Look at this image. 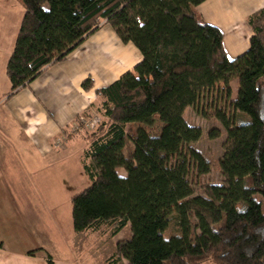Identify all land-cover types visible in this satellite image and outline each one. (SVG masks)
<instances>
[{
    "label": "trees",
    "instance_id": "trees-1",
    "mask_svg": "<svg viewBox=\"0 0 264 264\" xmlns=\"http://www.w3.org/2000/svg\"><path fill=\"white\" fill-rule=\"evenodd\" d=\"M17 1L25 14L7 64L11 95L103 25L142 56L96 90L106 119L86 134L90 184L71 201L75 232L110 224L116 235L130 225L111 264H264V8L249 18L248 50L230 59L220 28L198 11L208 0ZM234 81L233 104L245 120L230 125L217 114L230 151L219 162L223 182L201 185L203 196L193 197L190 176L209 175L211 165L191 147L203 133L185 113L219 83L231 95Z\"/></svg>",
    "mask_w": 264,
    "mask_h": 264
},
{
    "label": "crops",
    "instance_id": "crops-1",
    "mask_svg": "<svg viewBox=\"0 0 264 264\" xmlns=\"http://www.w3.org/2000/svg\"><path fill=\"white\" fill-rule=\"evenodd\" d=\"M262 8L264 0H208L198 7V11L205 22L220 28L225 51L230 59H235L248 50L253 35L249 18ZM24 14L22 10L19 22ZM21 22L15 28L16 32L9 36L8 49L0 66V264H49L48 257L53 264H76L74 260L53 254L44 236L45 229L40 225L41 220L25 202L23 204L18 187L22 186L24 179L35 186L40 197L50 201V211L56 207L59 215L55 221L57 228L61 229L64 216L68 223L71 214L69 200L90 184L78 180L80 175L86 177L81 167L84 149L80 147L84 148L82 144L85 143L80 136L79 119L91 113L99 102L97 89L111 85L133 70L142 58L139 53L140 59H134L128 56V51L120 57L127 46L134 45L124 44L115 31L106 26L108 33L97 32L64 62L49 67L25 89L11 95L12 85L9 78L6 81L4 72ZM110 41L114 43L112 46L108 44ZM117 42L126 46L123 51L115 52ZM105 59L108 62L101 73ZM110 59L115 61L113 65ZM120 69L124 71L118 72ZM88 79L94 85L90 91L83 87ZM70 165H77V169ZM56 168L67 172L58 181L60 191L55 198L53 174L47 171ZM28 210L30 214L24 215ZM10 217L13 222L8 221Z\"/></svg>",
    "mask_w": 264,
    "mask_h": 264
},
{
    "label": "rangeland",
    "instance_id": "rangeland-1",
    "mask_svg": "<svg viewBox=\"0 0 264 264\" xmlns=\"http://www.w3.org/2000/svg\"><path fill=\"white\" fill-rule=\"evenodd\" d=\"M20 8L24 10L22 4L17 0H0V66L2 57L8 49L9 36L16 32L15 28H17L18 23L22 21L21 20L19 22L22 13V10ZM106 26L108 25H103V27L99 31L102 30L103 33H108ZM108 44L112 46V44L114 43L113 41H110ZM125 47L126 46H124L122 42H117L114 50L115 52L123 51ZM127 51L129 54L128 56L134 59L136 58L137 60L140 59V52H138V50L134 48V46H131V44L126 47V51L124 50V52L119 54L120 57H122V54ZM110 61L112 65L115 63L113 59H110ZM107 62L108 59L102 61L100 70L101 73H104V64ZM134 62L137 61L134 60ZM118 64L119 65H117L116 62V65L119 68V61ZM123 71L124 69H120L118 72L121 73ZM4 76L7 81V66L4 72ZM231 86L233 91L231 95H228L226 93L225 87L222 83L217 84L214 88L202 90L198 94L196 101L188 108L185 113V119L187 123L191 126L200 128L203 133L200 141L193 144L191 147L200 152L204 156L206 161H208L211 165V172L209 175L196 179L195 176H190L189 180L193 188V197L203 196V191L200 189L201 185H216L223 182L219 162L222 158L228 156L230 151L225 147L224 144L227 136V131L219 118H217V114L224 116L230 125H235L245 120L244 117L239 114L238 110L234 107L233 104L238 92V81H234ZM81 118H84L85 121L91 120L93 118L95 120H98L94 128H85L83 126H79V128L81 129L80 136L84 139L85 143L82 144L84 148L80 147V149L82 148L85 151V149L87 148V143L85 140L86 134L92 132L94 129H98L99 123L106 119L104 118V113L101 110L100 102H98L94 106V110L91 113H87L81 116ZM84 151L81 158L84 157ZM70 167H75L77 169V165H70ZM81 167L83 169L82 164ZM47 172L48 174H53V189H56V192L54 193V196L56 198L58 197L60 191V187L57 185L58 181L59 179H61L62 174L67 172V170L56 168L53 171L48 170ZM119 173L122 175H126L123 170H119ZM75 175L76 172L73 176L75 177ZM36 178L39 179L40 175L37 174ZM78 180L84 183H87V181L90 182L87 175L86 177L82 175L78 176ZM21 182L23 183L22 186L18 187L21 189V200L23 201V204L25 202L28 205L29 209L33 210V212L39 217V220H41L40 225L42 224V229H45L44 232L46 235L44 236L46 237V241L49 242L48 247L51 248L53 254H56L61 258L74 260L77 262L76 264H111L114 261L113 257L116 253L117 243L131 238L132 234L130 225H128L116 235L114 227L110 224H103L99 227L98 230L95 231L92 230L82 234L76 233L73 227L72 219L71 201L73 195L68 202L71 211L68 223L66 221L67 218L64 216L61 223V229H58L55 223V221L58 220L59 216L56 207H54V211L51 212L50 201L47 202L43 200L42 197H40V195L38 194L36 187L33 185H29V183L25 181V179ZM35 183H37L36 180ZM88 186L89 184L85 185V187H83V190ZM47 188H51L49 184H47ZM64 207L65 205L63 203L62 208ZM29 212V210L24 211V215L27 216L28 214H30ZM8 221L13 222L14 220L12 219V217H10ZM45 225L47 226L45 227ZM172 234L177 233L174 231L168 232V236ZM120 264H127V261L122 260Z\"/></svg>",
    "mask_w": 264,
    "mask_h": 264
},
{
    "label": "built area",
    "instance_id": "built-area-1",
    "mask_svg": "<svg viewBox=\"0 0 264 264\" xmlns=\"http://www.w3.org/2000/svg\"><path fill=\"white\" fill-rule=\"evenodd\" d=\"M98 122V120H95L94 118L91 119V120H87L85 121L84 118H81L79 119V126L80 127H85V128H94L96 125V123ZM81 124V125H80Z\"/></svg>",
    "mask_w": 264,
    "mask_h": 264
}]
</instances>
